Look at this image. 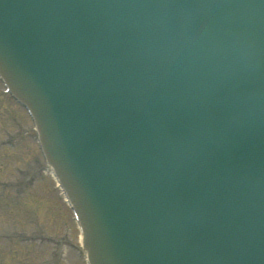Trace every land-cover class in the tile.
<instances>
[{"label": "water", "instance_id": "95a60500", "mask_svg": "<svg viewBox=\"0 0 264 264\" xmlns=\"http://www.w3.org/2000/svg\"><path fill=\"white\" fill-rule=\"evenodd\" d=\"M0 75L89 264H264V0H0Z\"/></svg>", "mask_w": 264, "mask_h": 264}, {"label": "rangeland", "instance_id": "374dc122", "mask_svg": "<svg viewBox=\"0 0 264 264\" xmlns=\"http://www.w3.org/2000/svg\"><path fill=\"white\" fill-rule=\"evenodd\" d=\"M14 118L20 129L31 126L24 111L0 93V139L6 132L14 135ZM30 135L27 130L10 146H0V264H54L52 251L58 244L57 264H85L77 247V225L52 176L42 171L43 162ZM37 161L38 172L29 183H22L23 172ZM36 227L40 238L32 239L29 235Z\"/></svg>", "mask_w": 264, "mask_h": 264}]
</instances>
